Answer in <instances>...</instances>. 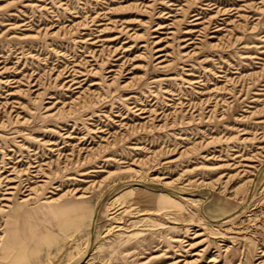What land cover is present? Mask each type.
I'll list each match as a JSON object with an SVG mask.
<instances>
[{"label": "rangeland", "instance_id": "obj_1", "mask_svg": "<svg viewBox=\"0 0 264 264\" xmlns=\"http://www.w3.org/2000/svg\"><path fill=\"white\" fill-rule=\"evenodd\" d=\"M262 134L264 0H0V264H257Z\"/></svg>", "mask_w": 264, "mask_h": 264}, {"label": "bare ground", "instance_id": "obj_2", "mask_svg": "<svg viewBox=\"0 0 264 264\" xmlns=\"http://www.w3.org/2000/svg\"><path fill=\"white\" fill-rule=\"evenodd\" d=\"M244 134H247V132H245ZM250 138H248V136H247L245 139H250ZM259 138L261 139V141H264V134H262ZM257 150H258V152L255 153V154H264V143H260L259 146L257 147ZM256 156L257 155H254V154L252 155V157L241 156L242 158L239 159V160L233 159V162L231 163V165L232 166L234 165V168L237 169V171L240 174L243 173V175H246L247 173L250 172L249 171L250 168L256 167V165H254V162H256ZM236 157H240V155H238ZM9 188H12V186H10ZM7 194H12V192L8 191ZM5 199H7V198H5ZM28 199H30V198L27 197L26 200H28ZM248 215H250V214H248ZM237 233H243V232L239 231ZM260 252H262V257H264V250H261ZM257 264H264V259L260 260Z\"/></svg>", "mask_w": 264, "mask_h": 264}]
</instances>
